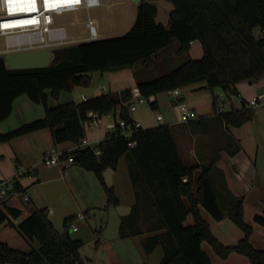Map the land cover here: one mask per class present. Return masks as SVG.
Masks as SVG:
<instances>
[{
	"label": "trees",
	"instance_id": "16d2710c",
	"mask_svg": "<svg viewBox=\"0 0 264 264\" xmlns=\"http://www.w3.org/2000/svg\"><path fill=\"white\" fill-rule=\"evenodd\" d=\"M151 1L141 2L136 21L125 35L57 49L47 68L10 70L0 57V124L11 116L15 100L23 95L45 110L44 118L0 133V143L48 129L55 146L78 144L86 137L84 124L92 120L89 113L105 115L120 109L121 117L132 122L124 105L131 99L132 89L121 92L120 96L103 93L87 101H71L56 107H51L50 102L59 100L63 92L90 87L95 72L134 69L139 63L145 69H152L161 52L176 43L180 57L190 55L193 42L201 44L203 56L190 58L156 80L137 83V89L154 109L157 103L151 101L153 97L192 84L205 82L211 91L221 89L236 97L240 95L238 84L257 83L264 77V0H168L175 7L170 14V28L156 21L158 9ZM217 102L214 96L215 111ZM219 116L228 127L240 128L253 119L254 109L244 105L240 110ZM131 141L136 142L135 148H130L129 140L122 136L107 135L98 145L101 156L87 147L80 148L72 153L73 164L94 173L105 191L107 205L117 207L120 201L115 187L107 185L104 172L117 170L122 157L131 158L132 184L142 179L148 193L144 196L159 216L149 226L150 231L159 232L142 243L147 254L161 246L164 255L160 264H212L203 250V243L208 242L223 259L236 253L251 264H264V250L256 249L251 243L253 228L245 222L243 197L230 195V219L245 234L234 247L219 242L202 214L204 209L214 220L224 219L220 197L212 185L215 163L201 167L195 191L196 167L185 165L168 125L141 129L133 134ZM17 190L26 193L28 188L19 183ZM144 196L138 197L136 193L129 216L139 209ZM22 214L23 208L15 198L6 201L0 206V228L3 225L16 228L40 247L24 253L0 240V264H86L81 256L83 241L69 235L74 217L65 220L67 230L61 234L50 221L47 209L32 210L15 225L12 221ZM189 216L193 218L192 225H187ZM145 218L144 213L139 216V222ZM254 221L264 227V216L256 214ZM139 234L142 232H128L124 225L120 229L121 237Z\"/></svg>",
	"mask_w": 264,
	"mask_h": 264
},
{
	"label": "rangeland",
	"instance_id": "374dc122",
	"mask_svg": "<svg viewBox=\"0 0 264 264\" xmlns=\"http://www.w3.org/2000/svg\"><path fill=\"white\" fill-rule=\"evenodd\" d=\"M101 1L103 3L101 7L68 19L67 22L76 23L75 28L72 30L73 33L81 36L84 35V22L87 17H91L99 29L101 39L121 36V32L124 30L123 27L126 23L125 17L128 14H134L135 4L128 0ZM151 4L158 8L156 21L165 23L167 21V15H165L164 9H166V5L172 7L170 3L151 1ZM255 35L259 36L257 32ZM4 49L5 41L3 38H0V51ZM177 50L178 44L176 43L161 52V60H156L155 66L152 69H145L141 63L137 64L132 70V78H135L134 81L139 83L156 80L177 69L190 58L192 59L191 54L184 57L178 56ZM2 56L3 54H0L1 58ZM98 77V75L95 76L90 87H79L72 93L63 92L59 99L60 102L62 104L71 101L81 102V95L83 93H86L85 95L90 98L93 95L92 90L99 85L108 89V85L105 82H101ZM260 81V92L264 94V77ZM247 85L249 86L250 84L248 83ZM248 86L245 85L243 88L248 91ZM189 90L190 87L181 89V93L185 96ZM215 93L220 97L219 102L222 104L225 112L232 111L238 108L237 106H241L237 96L232 97L227 95L221 89H216ZM159 99L160 106L156 109L150 107V105H144L137 112L145 114L152 123L158 113L164 116L166 124L168 122H177L176 105L179 104L178 100L168 93L160 94ZM152 101L154 100L152 99ZM186 102L189 103L188 98ZM253 109L254 117L251 121L240 128L229 127V132L225 129L224 134H220L216 129L204 130L201 126L204 125L203 123L197 124L196 128L201 126L199 131L204 135V138H200L199 142L209 141V137H212L213 140L220 138L226 139V133L230 134L229 138L234 137L240 139V144L250 155L253 169L257 172V178L264 180V105L254 107ZM100 126H102V123ZM209 126L211 125L209 124ZM96 128L97 125L92 124L88 129L90 132L95 131ZM239 163L237 162L236 164ZM43 167L45 168L42 169L43 173L39 177L40 181L35 179L32 187L24 194L32 199V201L25 203V211L28 210L27 214H29L31 210L47 209L50 221L61 234L67 230L64 224L65 220L74 217L73 219L76 221L75 223L79 230L74 232L69 227V235L73 239L83 241L81 256L86 264H160L164 255L163 248L158 246L152 254H147L142 244L145 238L156 235L159 232H152L149 229L150 225L156 223V219L158 220L159 216L152 207V204L150 206V201L144 196L147 192L142 179L139 178L134 186L132 184L130 171L134 168V162H132L131 158L124 156L120 160L118 170L107 169L104 172L107 185L115 187L116 195L120 201V205L117 207L107 205L105 191L94 173L75 164H72L67 169L65 168L66 170L58 167H46L44 164ZM35 172L34 170L33 174ZM251 174V169H248L247 175ZM24 178L28 177L25 176L21 179ZM198 178L195 182L196 185ZM135 192L138 197L144 196V201L142 202L140 200L139 203L141 205L139 209H135L134 213L129 216L134 206L133 202L136 200ZM252 197L250 199L251 204H253L252 200L256 199L258 195H255L254 198ZM19 200L22 202V198ZM250 203L245 208V211L248 213L251 212V207H253ZM220 209L224 218H230L229 209L226 208L223 200H221ZM259 210L261 212L258 214L264 216V209L261 207ZM144 213L146 218L139 222V216ZM80 214L85 216L86 221L81 222L77 220L76 217ZM208 217L211 220V231L213 228L216 234L218 233L216 238H218L220 243H223L221 241L222 238L229 244L226 247L236 246L240 241V237L245 235L236 224V226L232 224L234 222L231 219V221L229 219H226L227 221L224 222L219 221V223L223 222L219 224L210 215ZM245 218L247 220L245 222L255 230V232L253 230L254 234L252 235L251 243L256 249L264 250V227L258 225L254 219L252 221L253 224L248 223L250 222L249 214ZM22 220L23 217H20L18 222H22ZM14 221L12 222L16 225ZM229 223L233 226H230ZM192 224L193 218L189 216L187 225ZM123 225L130 233L142 232V234L121 237L120 229ZM233 229L242 233V236ZM0 240L8 244L11 248L24 253H29L31 250H37L40 247L38 242H30L18 229L10 228L8 225H3L0 228ZM203 250L210 257L212 264H251L246 257L236 253L231 254L227 259H223L213 250L208 242L203 243Z\"/></svg>",
	"mask_w": 264,
	"mask_h": 264
},
{
	"label": "crops",
	"instance_id": "0c3cea01",
	"mask_svg": "<svg viewBox=\"0 0 264 264\" xmlns=\"http://www.w3.org/2000/svg\"><path fill=\"white\" fill-rule=\"evenodd\" d=\"M128 1L132 2L131 0ZM152 1L170 3L172 7L166 5L167 6L166 9H164L165 15H167V21L165 23L161 22L167 28H170L171 27L170 14L175 9L174 5L168 0H152ZM134 8H135L134 14L133 15L128 14L129 16L127 15L125 17L126 23L123 27L124 30H122L121 32L122 33L121 36L125 35L133 27L136 21L138 6L135 4ZM157 16H158V12H157ZM191 45H192L190 51L191 57L193 59L202 58L203 49L201 47V44L199 42H193ZM132 70L133 69H123V70L105 72V73L95 72L92 74V80L95 78V76L98 75L100 81L105 82L108 85L109 92L120 96L122 94L121 92L127 89L133 90L137 88V83L134 81L135 78H132ZM260 82L261 81L257 83H249L250 84L249 86L247 85L248 83L244 82L236 86L238 92L240 93V95L237 97L240 101L241 106H237L238 108H235L233 110H240L244 105H246L247 107V100L250 97L263 94L260 92V88H261ZM196 85L187 86L190 87V90L185 94V96L184 94L181 93V97L178 99V101L180 102L187 103L186 100L188 98L189 103L187 104L191 106L193 109H195L199 115V118L190 124L180 123L178 121V117H177V122H173V123L168 122L166 124L165 118L162 122H159L157 121V115H159V113L156 115L154 122L152 123V121H150V119L146 117L145 114L141 112L140 113L137 112L138 109L144 105L138 106V109L135 112L129 114L132 120L139 122L143 126V129L154 128L161 125H168L171 128L180 156L183 159L185 165L188 167H196V171L194 174L195 182L201 173L202 166L215 163V170L213 171L212 174V185L215 192L220 197L219 198L220 203L221 200H223L225 202L227 209H229V203L231 202V198H232L230 195L236 198L243 197L245 202V208L250 203L251 197L253 196L252 198H254L255 195H258L256 199L252 200L253 204L250 203L253 206L251 207L252 209L251 212L248 213L246 211L245 214L246 217L249 214L250 222L248 223L253 224L252 221L254 219V215L261 212L259 210L261 207L262 209H264V180L257 178V172L256 170L253 169L250 155L247 153L246 149H244V147H242V145L240 144L241 141L240 139L234 137L229 138L230 134L226 133L225 134L227 135L226 139L220 138L218 140H213L212 137H209L210 138L209 141L199 142L200 138H204V135L199 131L201 126L206 131H209L210 129H216L220 134H224L225 129L229 132V127L219 116V113H217L214 109L213 106L214 96L217 99L219 98V96L216 95L215 93L216 89L214 91L209 90L205 82L196 83ZM245 85L248 86L247 88L248 91H246V89L243 88ZM100 87L101 85L96 86L92 90L93 91L92 97L88 99L101 95L103 92H101L102 90ZM83 94L85 95L86 93ZM152 99L156 101L157 103L156 107H159L160 106L159 95L153 97ZM219 101L220 98L218 99V104L220 103ZM58 104H62L60 100H51L50 102L51 107H56ZM224 112L225 110H223L222 113ZM44 116H45V110L42 105L31 102L29 98L25 95L20 96L15 100L13 104V112L11 116L0 124V133H8L20 127L23 124L42 119L44 118ZM112 123H114V120L106 117V119L102 121L101 127H98V129L96 128L95 131L89 132V129L87 130V134H86L87 137L91 141L101 142L107 136L106 128L112 125ZM160 123H164V124H160ZM201 123H203L204 125H201L200 127L196 128V125ZM209 124L211 126H209ZM69 146H71L70 143H65L62 145L55 146L51 137V133L48 129L41 130L14 139L9 143H0V182L4 180L13 179L17 171H20L21 169L28 170L32 174L33 171L35 170L36 172L33 174L34 179L32 178L31 181L29 178H24L19 180V183L24 188H28V189L31 188L35 179H37V181H40L39 177L43 173L42 169L45 168L43 167L42 160H43V155L46 153V151L53 147L65 148ZM237 162L240 163L236 164ZM66 169L64 168V170ZM248 169H251L252 171L251 175H247ZM194 190L195 191L197 190L196 183L194 185ZM15 200H17L23 208V214L21 217H23L24 219L32 212V210L30 211L29 214H27L28 210L25 211V203H23V201L21 202L18 199ZM30 201H32L31 198ZM135 201L136 200H134L133 204H135ZM202 214L205 220L211 226V220L208 217L209 214L205 212L204 209H202ZM226 219L230 220V218H224L221 221L223 222L227 221ZM14 222L16 223V225L21 223L18 222V219L15 220ZM223 222L219 223V221H217V223L219 224H222ZM229 224L230 226H233L231 225V223ZM232 224L236 226L235 223ZM235 232H239V231H235ZM212 233L214 234L215 237L218 234V233L216 234L213 228H212ZM239 234L242 236V233L239 232ZM243 236L240 237V240L243 239ZM221 241L224 243L225 246L229 245L222 238Z\"/></svg>",
	"mask_w": 264,
	"mask_h": 264
},
{
	"label": "built area",
	"instance_id": "2783aa9c",
	"mask_svg": "<svg viewBox=\"0 0 264 264\" xmlns=\"http://www.w3.org/2000/svg\"><path fill=\"white\" fill-rule=\"evenodd\" d=\"M102 5L101 0H0V38L5 41V49L0 51V54L9 55L44 49L57 50L99 40L101 39L99 29L91 17H87L84 22L85 30L82 36L76 35L72 31L76 23L67 21L70 17H77ZM100 88L103 93H109L107 88ZM224 93L235 97L229 92ZM168 94L178 100L181 97V90L175 89ZM81 100L87 101L88 97L83 94ZM178 102L176 111L180 123L187 124L199 118L195 109L185 102ZM146 104H148L147 99L141 95L137 88L132 90L131 99L124 103L129 113L135 112L138 106ZM219 104L216 112L222 113L224 109L222 104L220 106ZM260 105H264V94L255 95L247 100V108ZM120 114V109L105 115L89 113L92 120L84 124L85 129L87 131L92 124H96L97 128L101 127L104 118H111L114 123L113 127L106 128L107 135L122 136L129 140L130 148H135L137 144L131 141L132 136L135 132L143 129V126L134 120L127 122ZM163 120L164 117L161 114L157 115V121L162 122ZM99 143L100 141L89 140L86 135L78 144L65 148L53 147L43 155L42 164L46 167L67 168L75 162L72 153L84 147L91 149L95 155L101 156L102 152L98 148ZM25 176L29 179L33 178L30 171L21 169L17 171L13 179L0 182V206L12 198L18 200L22 198L24 203L30 202V198L25 196V193L17 190L19 180ZM184 181L187 180L184 179ZM76 218L81 222L86 221L85 216L81 214ZM75 222L73 220L70 224V229L74 232L79 230Z\"/></svg>",
	"mask_w": 264,
	"mask_h": 264
},
{
	"label": "water",
	"instance_id": "95a60500",
	"mask_svg": "<svg viewBox=\"0 0 264 264\" xmlns=\"http://www.w3.org/2000/svg\"><path fill=\"white\" fill-rule=\"evenodd\" d=\"M139 6L143 0H131ZM56 49H44L21 53L4 54L2 59L10 70L43 69L50 66Z\"/></svg>",
	"mask_w": 264,
	"mask_h": 264
}]
</instances>
